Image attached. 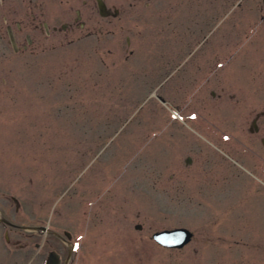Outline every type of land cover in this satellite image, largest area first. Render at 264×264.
<instances>
[{"label": "rangeland", "instance_id": "rangeland-1", "mask_svg": "<svg viewBox=\"0 0 264 264\" xmlns=\"http://www.w3.org/2000/svg\"><path fill=\"white\" fill-rule=\"evenodd\" d=\"M239 1L108 0L103 18L92 1L0 0V210L48 228L0 226V264L65 253L64 232L72 264H264V184L226 144L264 107L262 3ZM175 228L185 246L152 240Z\"/></svg>", "mask_w": 264, "mask_h": 264}, {"label": "flooded vegetation", "instance_id": "flooded-vegetation-1", "mask_svg": "<svg viewBox=\"0 0 264 264\" xmlns=\"http://www.w3.org/2000/svg\"><path fill=\"white\" fill-rule=\"evenodd\" d=\"M74 1L83 2L82 6H84L86 4V2L92 1L93 8H94V3L96 2V0H74ZM102 1L105 3V5L108 9L112 10V8L109 7L106 3L108 0H102ZM131 1H133V2H140V1L145 2L146 1L147 3L151 1L154 4L156 2H159V1L173 2V3H175V7H178V9H180L181 4H183L185 2H192L193 0H131ZM212 2H213V0H212ZM261 3H262V6H261L262 14L260 16V19L262 22H264L263 0H261ZM239 4H240L239 0H226L225 8L227 6L234 7V6L239 5ZM95 5H96V3H95ZM114 10H117V9H114ZM180 11H184L185 15L189 14V12H190V11H186V10H180ZM212 11L217 12V13H221V12H223V9H214ZM235 18H236V16L231 19V23L229 25V29H228L227 33L226 32L223 33L220 37V40H223V42H227L226 44H228V45L229 44L233 45L232 43L237 44V42H238V40L234 41L235 40L234 36L236 35L234 33V28L236 26V19H237V18L236 19ZM233 19H235V21H233ZM75 23L79 27H84V22L81 20L80 11H76ZM53 30H55V28H53ZM246 40H248V41H245L244 44H242V45H245V43L248 42L247 44L249 47L254 42V41L251 42V38H246ZM17 47H18V45H17ZM26 48H27V45H24L22 47V50H25ZM211 95L213 97L214 93L212 92ZM229 97L231 98L232 95ZM245 116H246L245 118L247 119V124L242 125V128H243V131L247 130V133H248L246 141L241 140L240 136L235 134V133H228L230 136V143H226V144H230L232 146V149L234 152H236V151H238V149L242 148L243 151H245L247 153V155L249 156V164L248 165L250 166V168L248 166L249 175L251 177H254L255 179H258L259 181L262 180L261 183L264 184V107H261V108L260 107H251L246 112ZM229 121L231 122V126H234L233 127L234 129L236 126V128H237L236 131H238L240 128L239 120H237L238 122H236L235 124H232V121H233L232 118H228V122ZM219 132H222V130H219ZM218 136H220V134ZM224 136L228 137V135H225V134H224ZM243 143H245V144H243ZM239 146H240V148H238ZM250 159H252V160L250 161ZM191 161L192 160L190 157H188L186 159V163L189 165L191 164ZM15 204H16L15 212L17 213L20 210L19 204L16 201H15ZM0 216L2 217V219H4V222H0L1 226L7 227L9 229L21 230L19 228H16L15 226H23V225H17L15 223L7 220L4 217L1 210H0ZM21 231H24V230H21ZM5 235H6V232H5ZM58 240H60L61 243L64 244L65 249H66L65 253L63 252V250H60L61 249L60 247H59L60 248L59 251H58V249L57 250L51 249L46 254L42 255V261H43L42 264H72V260L75 257L76 249H75L74 245L72 247H69L66 244V242H68L71 239H58ZM35 248L38 249L39 250L38 253H40L41 249L43 248V243L42 244H35ZM63 249H64V247H63ZM72 251H73L74 256L72 254Z\"/></svg>", "mask_w": 264, "mask_h": 264}, {"label": "water", "instance_id": "water-1", "mask_svg": "<svg viewBox=\"0 0 264 264\" xmlns=\"http://www.w3.org/2000/svg\"><path fill=\"white\" fill-rule=\"evenodd\" d=\"M96 4H97L98 12L102 17L116 16L117 11H114V13H111L106 8L102 0H96ZM7 31H8L10 43L14 47L13 35L9 28H7ZM135 228L140 229L141 227L137 225ZM23 229L31 230V231H45L46 230V228L44 227L42 228H23ZM191 237H192V234L190 233V231L184 228L164 230V231L156 232L152 235V238L156 240L157 242H160L162 244H165L171 247H179V248L184 246L186 243H188Z\"/></svg>", "mask_w": 264, "mask_h": 264}]
</instances>
